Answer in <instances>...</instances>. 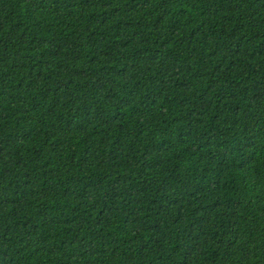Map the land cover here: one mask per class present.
<instances>
[{
    "label": "trees",
    "instance_id": "obj_1",
    "mask_svg": "<svg viewBox=\"0 0 264 264\" xmlns=\"http://www.w3.org/2000/svg\"><path fill=\"white\" fill-rule=\"evenodd\" d=\"M0 264H264V0H0Z\"/></svg>",
    "mask_w": 264,
    "mask_h": 264
}]
</instances>
